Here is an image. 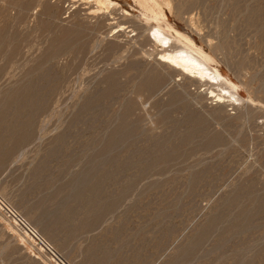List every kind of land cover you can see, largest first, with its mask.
<instances>
[{"label": "rangeland", "instance_id": "374dc122", "mask_svg": "<svg viewBox=\"0 0 264 264\" xmlns=\"http://www.w3.org/2000/svg\"><path fill=\"white\" fill-rule=\"evenodd\" d=\"M112 1L0 0V264H264V0Z\"/></svg>", "mask_w": 264, "mask_h": 264}, {"label": "bare ground", "instance_id": "6f19581e", "mask_svg": "<svg viewBox=\"0 0 264 264\" xmlns=\"http://www.w3.org/2000/svg\"><path fill=\"white\" fill-rule=\"evenodd\" d=\"M141 1H144V3L148 4V3L152 2L153 0H141ZM97 2L100 3V4L107 5L106 8L110 7L111 5H114V2L112 0H97ZM92 7L90 6V8H92ZM100 7H98L99 10H100ZM104 7H101V9L104 8ZM113 7H115V5ZM154 7L156 8L155 5H154ZM93 8H96V7H93ZM98 8L94 9V10L97 11ZM94 10H92V11H94ZM153 11H155V10H153ZM160 14L163 15V13H160ZM122 25H123V23H122ZM175 32H176V34L178 35V37L180 39H181V37L183 38V35L180 32H178V31H175ZM149 38L152 41H159L165 47V49L163 50L162 53H160V56H159L160 63L162 62L164 64H167V65L171 66V67H174L175 69H177V70L181 71L182 73H184V75L186 74L189 77H192V78H195V79L208 81V83L209 82L216 83L217 85L219 84L220 86H223V83L225 84V83L228 82L229 84H231V86H234V83L233 82H229L217 68H212L210 66V64L208 63V58L202 53L201 50L192 47V45L194 46V44H193V41H191L189 38L185 37V40H187V42L189 43V45H186V47H182L181 46V48H177V49H176V47H175V49L173 47V49H171L172 48V44L174 43V39H177V38L172 36V35H170V34H168L166 32V30L164 28H162L160 25H158V26H156L154 28L153 33L150 35ZM221 91H223V92L215 93V90H211V93L213 95H215L218 100L223 99V97H225L227 95L230 96V97H233L236 94V92H234L231 89V87L229 88L228 86L227 87H222ZM236 97L238 99V96H236Z\"/></svg>", "mask_w": 264, "mask_h": 264}, {"label": "built area", "instance_id": "2783aa9c", "mask_svg": "<svg viewBox=\"0 0 264 264\" xmlns=\"http://www.w3.org/2000/svg\"><path fill=\"white\" fill-rule=\"evenodd\" d=\"M0 208L6 214V216L12 219L17 226H19L25 233L30 235L32 238L43 244L54 256L58 257L57 254L52 250L48 243L41 238L37 231L29 224V222L24 218V216L16 210L10 203L6 200L0 198Z\"/></svg>", "mask_w": 264, "mask_h": 264}]
</instances>
